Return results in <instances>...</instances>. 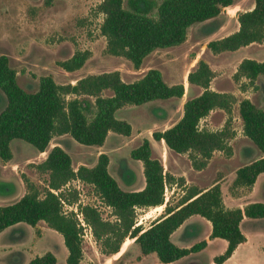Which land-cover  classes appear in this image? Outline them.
I'll return each mask as SVG.
<instances>
[{
    "label": "trees",
    "instance_id": "trees-1",
    "mask_svg": "<svg viewBox=\"0 0 264 264\" xmlns=\"http://www.w3.org/2000/svg\"><path fill=\"white\" fill-rule=\"evenodd\" d=\"M236 0H102L99 11L104 15L101 31L107 37V52L121 55L140 68L146 56L160 48L183 43L189 27L221 14L224 8ZM54 0H45L51 5ZM238 28L223 37L212 39L207 48L218 54L234 51L251 43L264 42V0H255L250 9L238 12ZM89 54L78 51L60 64L68 71L82 67ZM264 75V60L245 57L241 60L235 78H246L250 83ZM216 71L199 59L189 71L190 85L201 91L187 98L181 118L163 131L153 132V138L164 141L167 147L178 153H189L196 169L204 168L215 151L232 154L230 143L236 132L231 119L219 129L200 126L203 118L215 109L232 111L237 101L234 94L211 87ZM0 88L7 103L0 111V158L13 157L11 142L22 139L32 143L40 152L46 151L55 135L68 133L85 145L104 144L108 133L114 131L126 136L132 133V125L116 116V111L126 104H142L156 99L183 97L184 83L169 84L158 68H149L139 79L125 81L120 71L89 74L75 83L58 84L52 75H43L34 91L21 86L17 70L6 54L0 55ZM105 91L110 94L105 95ZM68 95H73L67 98ZM244 134L258 147L261 157L240 166L236 170L232 189L251 187L264 173V108L251 99L239 102ZM134 159L141 160L146 184L139 190L123 189L109 171L110 158L102 152L93 166H73L71 155L60 145L53 146L37 167L49 174L45 195L27 181V192L17 201L0 204V232L19 222L35 226L45 221L49 227L63 235L68 248V264H80L83 257L82 230L74 213L63 210L64 192L56 194L51 189H61L69 181L80 179L94 185L101 200L112 207L114 220H106L99 209L84 205L81 209L85 221L100 242L101 250L109 256L119 252L126 237L135 238L144 255L156 253L163 263L176 261L192 252L205 248L208 240H201L191 247H181L171 238L172 233L192 215H200L212 224L210 238H223L228 246L216 255L215 264L227 260L235 249L246 240L241 229L245 217L264 218V202H251L245 207L227 208L219 182L206 189L190 186L177 205L166 202V187L175 183V177L165 170L162 158L153 155L150 139L131 150ZM183 183V180H182ZM71 194V193H70ZM77 199V191L68 201ZM166 203L161 215L149 226L137 224V209ZM124 252L120 258L125 255ZM57 257L47 251L37 255L28 264H56Z\"/></svg>",
    "mask_w": 264,
    "mask_h": 264
},
{
    "label": "rangeland",
    "instance_id": "rangeland-1",
    "mask_svg": "<svg viewBox=\"0 0 264 264\" xmlns=\"http://www.w3.org/2000/svg\"><path fill=\"white\" fill-rule=\"evenodd\" d=\"M254 1L236 0L234 5L224 8L217 17L194 23L189 27L187 39L183 43L153 51L146 56L141 67L137 68L126 57L106 51L107 37L101 31L104 15L99 11L102 0H54L51 5L46 4L45 0H0V55L9 56L11 65L17 70L19 84L31 91L38 88L40 77L48 74L53 76L56 83L67 84L75 83L77 79L89 74L118 70L125 81L132 82L142 77L149 68L160 69L169 84L184 83L183 97L124 105L116 111V116L131 123L132 133L126 136L112 131L101 147L85 145L70 134L67 135L64 144L72 154L74 168L77 170L78 166L83 164L95 165L99 155L106 151L110 158L109 171L120 186L125 190L140 187L143 163L131 156V150L148 138L151 140L153 155L162 158L165 170L175 177V183L168 185L165 193L166 200L173 205L178 204L190 186H208L223 176H226L225 195L241 193L242 191L231 187L236 170L246 162L254 160L259 154V149L244 134L239 102L249 98L264 108V75L250 83L244 77L235 78V73L245 57L264 60V42L251 43L237 50L218 54L208 49L207 43L235 31L239 26L238 12L252 8ZM78 51H87L89 54L82 67L68 71L61 66L62 61L71 58ZM201 58L216 71V76L211 82L213 89L234 94L237 101L230 113L215 109L201 120L200 126L212 130L219 129L230 118L236 132L230 143L237 154L230 159L232 154L215 151L218 155L212 161V158L210 159L209 166L207 164L202 169H196L189 153H178L169 149L163 140L153 138V132L163 131L175 124L183 114V104L187 98L200 93L201 89L190 85L186 77ZM104 94L108 95L110 91H105ZM72 96L68 95L67 98ZM6 103V94L0 88V111ZM57 141L56 137L52 138L47 153H41L32 143L17 138L12 140L14 158H11L6 167H3L4 160L0 158V204H11L20 199L28 190L27 181L38 188L40 196L45 195L49 174L41 171L37 165ZM243 148H247L249 153H244ZM187 179L191 180L190 183H187ZM75 190L77 199L70 203L68 198ZM246 190L247 187L243 192ZM57 192H64L68 197H63V210L67 214L74 213L78 218L77 213H81L82 207L89 204L97 207L104 219L116 218L112 207L101 200L92 184L74 179ZM249 197H252V202H264V173L257 179L254 192ZM137 210V224L147 227L164 209L154 210L150 216H147V211L152 210V207ZM78 220L80 221L79 218ZM192 220L197 223L198 230L190 233L188 229L184 234L188 235L189 242L194 245L204 240L209 226L206 219L200 215H194ZM85 223L86 225H83L80 221L83 228V257L80 264H156L157 254L143 255L138 243L132 246L134 239L131 237H126L122 243L120 255L119 252L112 256L104 254L92 228ZM22 224V230L26 231L23 238H11V234L7 236L8 240H21L24 245L21 252L11 254L12 251H9V263L19 255H23L27 260L32 252L37 254L56 250L58 264H68L66 245L57 230L43 222L40 223L42 230L25 222ZM260 226L262 224L257 227ZM13 234L19 235L17 230ZM206 239L211 238L209 236ZM3 240H6L5 233L0 236V242ZM220 242L216 241L209 248L190 253L176 264H210L213 256L222 251L223 245ZM19 247L14 246L13 249ZM124 252L125 255L120 258ZM252 255L264 259V251L261 248L254 250ZM261 263L264 264L263 261Z\"/></svg>",
    "mask_w": 264,
    "mask_h": 264
},
{
    "label": "crops",
    "instance_id": "crops-1",
    "mask_svg": "<svg viewBox=\"0 0 264 264\" xmlns=\"http://www.w3.org/2000/svg\"><path fill=\"white\" fill-rule=\"evenodd\" d=\"M211 87L213 88L212 85H211ZM111 132L112 131H110L108 133V136L111 134ZM67 135H69V134L68 133H65V134H61V135H55V137L58 140L55 144L56 145H60L61 147H63L71 155V157H72V154L70 153V151H68L67 146L64 144L65 143V139H66L65 137H67ZM108 136H107V138H108ZM55 137H53V138H55ZM107 138H106L105 142L107 141ZM105 142H104V144H105ZM104 144L101 145V146H104ZM103 151H105V150H103ZM243 151H244V153L245 152L246 153H249V151L247 150V148H243ZM258 152H259V154H258V156L255 159L261 157V152L260 151H258ZM41 153H47V150L46 151H43ZM236 154H237V151H236L235 148H233V153H232V156L230 157V159L232 157H234ZM217 155H218L217 152H214V155H213L211 161ZM246 156H249V155H246ZM13 158L14 157H12V159ZM45 158L46 157L42 158V161ZM10 160L3 161V167H6ZM211 161H210V163H211ZM82 163H84V162H82ZM246 163H249V162H246ZM78 164L80 165L81 162H79ZM209 164H208V166H209ZM83 165H85V164H83ZM143 168H142V178H141L142 180L140 181V187H135V188H133L131 190H139V189H142L145 186L146 180H145ZM260 175L258 176V178L260 177ZM225 179H226V176L217 178L214 181H212L210 185H208V186H200L199 188L200 189H206V188L210 187L211 185H213L215 182H219L220 185H221L222 191H223L224 203H225V206L227 208L245 207L247 204H249V203L252 202L251 201L252 200L251 199L252 197H249V196L254 192L255 184H256L257 180H256V182L251 187H247L246 192H243V190L245 189V187H239L240 190H239V188H237L238 189L237 191H242L241 193L225 195V193H224ZM190 181L191 180L187 179V183H190ZM2 193H4V192H2ZM166 202H167V200H166ZM254 202H257V201H254ZM258 202H263V201H258ZM164 204L166 205V203H164ZM1 205H3V204H1ZM193 216L194 215H192L191 217H189L188 219H186L184 221V223L180 227H178L172 233V235H171L172 240L177 245H179L181 247H191V245H192L191 244V241L189 242V240H188L189 239L188 235L184 234L185 231L189 229V232L190 233H194L196 230H198L197 223L194 220H192V217ZM206 221H207L206 223L209 226V229H208V233H207V235H206V237L204 239L208 238L209 235H210V233H211V231H212V224H211V222L209 220H207V219H206ZM41 222H43V223H45V225H47V223L42 220V221H39L34 227H37L38 229L42 230V228H40V223ZM22 223H24V222H19V223H16L14 225H11V226L5 228L3 231L0 232V236L3 233H5V237H6V240H3L2 242H0V264H28L29 261L31 259H33L35 256L44 254V253H37L36 254V253L32 252L31 253L32 255L27 260L24 259L23 255H19V256H16L14 258V260H12L11 263H9V261L7 260L9 254H10L9 251H12L11 254L12 253H15V252H21V249H22V247H24V245H23V242L21 240H18L19 242H12L11 240H8L7 239V236L11 234V238H23L24 233L26 231L25 230L24 231L22 230V228L24 227ZM259 224H262V226L257 227ZM263 224H264V218L245 217L241 221L240 226H241V229H242L243 233L246 235V240L243 243H241L240 245H238V247L235 249V251L233 252V254L227 260H225L221 264H262L261 261L264 262V259L253 257L252 254H253V251L254 250L259 249V248L263 249V251H264V225ZM16 230L18 231V234L19 235L13 234V232L16 231ZM61 236L63 237L62 234H61ZM132 239H135V238H132ZM216 241H221L220 243L223 245L222 246V251L219 253V254H221V253H223L225 251V249L228 246L227 240H225L223 238L217 237V238H213V239L208 240V244H207V246L205 248H209L212 244H215ZM63 242H64V238H63ZM131 243H132V246H133L135 244L134 240ZM14 246H20V247L17 248V249H13ZM65 249H67L66 250V261H67V256L69 254V251H68L67 246H66ZM51 252H53L56 255V257H57V263L56 264H58V255H57L56 250L55 251L51 250ZM219 254H215L213 256L212 261H211L210 264H215L214 261H213V259H214V257L216 255H219ZM180 259H178L176 261H173V262H169V263H163L158 258L156 264H176V263H178V261Z\"/></svg>",
    "mask_w": 264,
    "mask_h": 264
},
{
    "label": "built area",
    "instance_id": "built-area-1",
    "mask_svg": "<svg viewBox=\"0 0 264 264\" xmlns=\"http://www.w3.org/2000/svg\"><path fill=\"white\" fill-rule=\"evenodd\" d=\"M74 180V179H73ZM78 180H80V179H78ZM68 183H70V181L68 182ZM62 189V188H61ZM53 192H55L56 194H58V192H57V190H60V189H51ZM65 201H64V199L62 200V203H64ZM77 216H78V218L80 219V221H81V223L83 224V225H86V221H85V219H84V215H83V213L81 212V213H77ZM90 226V225H89Z\"/></svg>",
    "mask_w": 264,
    "mask_h": 264
},
{
    "label": "bare ground",
    "instance_id": "bare-ground-1",
    "mask_svg": "<svg viewBox=\"0 0 264 264\" xmlns=\"http://www.w3.org/2000/svg\"><path fill=\"white\" fill-rule=\"evenodd\" d=\"M164 207H165V204H162V205H158V206L152 207V210L147 211V216H150L151 213H152L154 210H155V211H162V210L164 209ZM118 255H120V252H119Z\"/></svg>",
    "mask_w": 264,
    "mask_h": 264
}]
</instances>
